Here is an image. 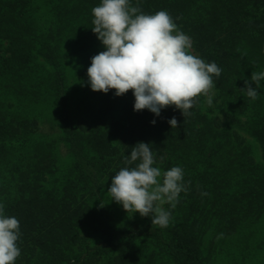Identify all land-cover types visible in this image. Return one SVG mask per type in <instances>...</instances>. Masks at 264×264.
Wrapping results in <instances>:
<instances>
[{
    "label": "trees",
    "instance_id": "16d2710c",
    "mask_svg": "<svg viewBox=\"0 0 264 264\" xmlns=\"http://www.w3.org/2000/svg\"><path fill=\"white\" fill-rule=\"evenodd\" d=\"M100 3L0 0V205L19 221L15 264H264V79L254 101L240 90L264 72V0H130L168 12L222 70L212 105L200 95L185 118L133 111L131 90H91ZM137 142L153 166L183 169L167 228L107 201Z\"/></svg>",
    "mask_w": 264,
    "mask_h": 264
},
{
    "label": "clouds",
    "instance_id": "9594fccd",
    "mask_svg": "<svg viewBox=\"0 0 264 264\" xmlns=\"http://www.w3.org/2000/svg\"><path fill=\"white\" fill-rule=\"evenodd\" d=\"M92 15L91 30L105 49L91 58L87 68L93 92L106 94L114 89L119 97L131 90L133 111L147 109L155 116L174 106L185 118L200 95L212 105L213 77L218 78L222 70L215 62L205 63L190 54L191 38L178 29L168 12L145 14L130 0H101ZM262 79L264 72H252L240 90L254 101ZM150 123L155 124V120ZM168 123L171 128L178 127L175 117ZM149 145L137 142L131 147L130 155L124 157L127 166L111 177L107 192L127 214L139 213L150 217L152 225L167 228L171 212L163 206L174 209L179 194L188 187L181 167L162 171L153 166L156 158ZM3 208L0 205V264H15L20 256L19 221L5 216Z\"/></svg>",
    "mask_w": 264,
    "mask_h": 264
},
{
    "label": "rangeland",
    "instance_id": "374dc122",
    "mask_svg": "<svg viewBox=\"0 0 264 264\" xmlns=\"http://www.w3.org/2000/svg\"><path fill=\"white\" fill-rule=\"evenodd\" d=\"M189 52H190V54H193V55H195L193 52H192V50L190 49L189 50ZM196 56V55H195ZM109 195V194H108ZM108 203L111 205V211L113 212L114 211V209H115V203L116 202H114V201H112L111 200V197H110V195L108 196ZM164 207V206H163ZM112 217L115 219V216L112 214ZM113 219V220H114ZM258 261H257V256L255 255V254H249L248 255V257L246 258V264H256Z\"/></svg>",
    "mask_w": 264,
    "mask_h": 264
}]
</instances>
